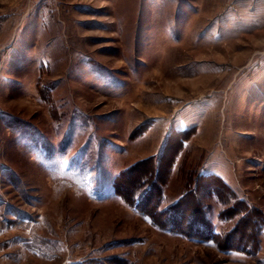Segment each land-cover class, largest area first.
I'll list each match as a JSON object with an SVG mask.
<instances>
[{"label":"rangeland","instance_id":"rangeland-1","mask_svg":"<svg viewBox=\"0 0 264 264\" xmlns=\"http://www.w3.org/2000/svg\"><path fill=\"white\" fill-rule=\"evenodd\" d=\"M78 262L264 264V0H0V264Z\"/></svg>","mask_w":264,"mask_h":264},{"label":"trees","instance_id":"trees-1","mask_svg":"<svg viewBox=\"0 0 264 264\" xmlns=\"http://www.w3.org/2000/svg\"><path fill=\"white\" fill-rule=\"evenodd\" d=\"M183 131V130H182ZM157 161V160H156ZM158 165H156L157 167ZM156 169V168H155ZM154 173H155V170H154ZM115 190H116V186H115ZM149 190V189H148ZM119 194L124 198V200L126 201H130L124 194L120 193ZM161 195V194H160ZM181 197L184 196V195H180ZM143 200V199H142ZM141 200V201H142ZM179 199H177L175 201V204L176 202H178ZM131 202V201H130ZM132 206L135 208V210H137L139 213L141 214H144V215H147L151 221L156 225V226H159L161 228H166V229H169V230H174V231H179L181 232L178 228H176L173 223L171 222H168V224L166 223H160L159 221H156L154 219V217L148 213L145 208L141 207L139 204H138V201L137 200H134L133 202H131ZM173 206V205H171ZM173 209L171 207H169V209H167V211L170 213H173L174 211H172ZM167 212V214H168ZM177 213L175 215L172 216V221H176V220H179L181 218V213L179 211H176ZM179 212V213H178ZM191 218V217H189ZM192 221V218L191 220ZM171 223V224H170ZM193 228V235L192 236H195L197 238H202V239H206V240H213L215 241V238L213 237L214 234H216L215 231H213L212 229V226H210L208 223H205L203 220L202 221H196L195 219L193 220V224L191 226ZM73 264H83V263H73Z\"/></svg>","mask_w":264,"mask_h":264}]
</instances>
